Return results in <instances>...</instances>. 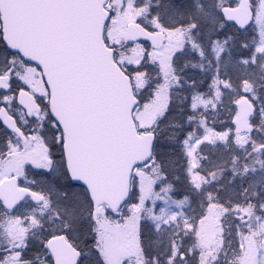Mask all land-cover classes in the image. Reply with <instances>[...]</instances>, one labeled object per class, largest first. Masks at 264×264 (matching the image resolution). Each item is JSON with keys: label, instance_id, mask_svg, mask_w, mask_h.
<instances>
[{"label": "snow or ice", "instance_id": "snow-or-ice-1", "mask_svg": "<svg viewBox=\"0 0 264 264\" xmlns=\"http://www.w3.org/2000/svg\"><path fill=\"white\" fill-rule=\"evenodd\" d=\"M0 264H264V0H0Z\"/></svg>", "mask_w": 264, "mask_h": 264}]
</instances>
